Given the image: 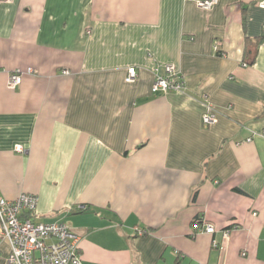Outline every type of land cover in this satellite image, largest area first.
Instances as JSON below:
<instances>
[{
  "label": "crops",
  "instance_id": "1",
  "mask_svg": "<svg viewBox=\"0 0 264 264\" xmlns=\"http://www.w3.org/2000/svg\"><path fill=\"white\" fill-rule=\"evenodd\" d=\"M199 1L0 3V198L34 195L81 264H264V0ZM164 65L182 91L152 93Z\"/></svg>",
  "mask_w": 264,
  "mask_h": 264
},
{
  "label": "built area",
  "instance_id": "2",
  "mask_svg": "<svg viewBox=\"0 0 264 264\" xmlns=\"http://www.w3.org/2000/svg\"><path fill=\"white\" fill-rule=\"evenodd\" d=\"M13 0H0V3H11ZM217 4V0H201L197 3L199 9L210 11ZM257 6L264 10V1ZM218 44L214 49L217 50ZM242 67H247L243 64ZM164 75L158 74L155 69V79L152 85V93H167L168 91H182L184 82L179 71L173 65L163 66ZM32 74V70L27 71ZM68 74L67 71L63 72ZM137 77L134 68L126 71V83H131ZM22 73L13 72L9 75L7 88L15 90L20 86ZM205 126L216 122V115L212 110L207 109L202 116ZM17 153H23L20 145L15 147ZM37 198L30 194H21L13 200L0 198V238L7 242L9 254L6 258L8 264H81L79 238L72 230L63 223L36 224L27 216L36 209ZM78 210H85L79 206ZM207 235L214 233L211 224L205 223L201 230ZM229 236L228 231L223 232V239Z\"/></svg>",
  "mask_w": 264,
  "mask_h": 264
},
{
  "label": "trees",
  "instance_id": "3",
  "mask_svg": "<svg viewBox=\"0 0 264 264\" xmlns=\"http://www.w3.org/2000/svg\"><path fill=\"white\" fill-rule=\"evenodd\" d=\"M244 59L246 61V66L252 65L255 62L257 55V45L256 43L246 42V47L244 51ZM80 211V210H79Z\"/></svg>",
  "mask_w": 264,
  "mask_h": 264
}]
</instances>
